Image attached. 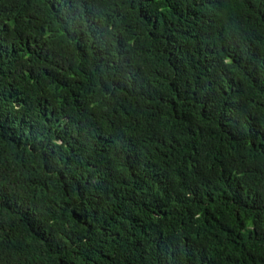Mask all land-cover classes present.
Instances as JSON below:
<instances>
[{
  "label": "trees",
  "instance_id": "trees-1",
  "mask_svg": "<svg viewBox=\"0 0 264 264\" xmlns=\"http://www.w3.org/2000/svg\"><path fill=\"white\" fill-rule=\"evenodd\" d=\"M0 264H264V0H0Z\"/></svg>",
  "mask_w": 264,
  "mask_h": 264
},
{
  "label": "bare ground",
  "instance_id": "bare-ground-1",
  "mask_svg": "<svg viewBox=\"0 0 264 264\" xmlns=\"http://www.w3.org/2000/svg\"><path fill=\"white\" fill-rule=\"evenodd\" d=\"M98 42V41H97ZM93 46V45H92ZM96 46V45H95ZM89 51V50H88ZM88 53V52H87ZM88 55H89V53H88ZM90 56V55H89ZM97 57V56H96ZM87 59H89V58H87ZM92 60V59H91ZM97 60V59H96ZM86 61V60H85ZM95 61V60H94ZM88 62V61H87ZM98 62V61H97ZM106 66V65H105ZM84 67H85V65H84ZM103 68V67H102ZM105 69H107V68H105ZM115 69V68H114ZM82 70V69H81ZM79 81V80H78ZM72 82V81H71ZM78 86H81V85H78ZM36 88V87H35ZM76 89V88H75ZM98 89V88H97ZM50 90V89H49ZM53 91H55V90H53ZM75 91V90H74ZM46 92V91H45ZM44 93V92H43ZM45 94V93H44ZM121 96V95H120ZM83 97V96H82ZM78 98V97H77ZM122 98V97H121ZM131 102V101H130ZM129 102V103H130ZM104 103V102H103ZM116 103V102H115ZM128 103V102H127ZM128 103V104H129ZM112 104V103H111ZM101 106H103V105H101ZM112 106V105H111ZM108 108V107H107ZM119 109V108H118ZM129 109V108H128ZM111 110V109H110ZM106 112H107V110H106ZM107 114V113H106ZM124 116V115H123ZM111 117V116H110ZM124 119H127V117H125ZM149 126V125H148Z\"/></svg>",
  "mask_w": 264,
  "mask_h": 264
}]
</instances>
